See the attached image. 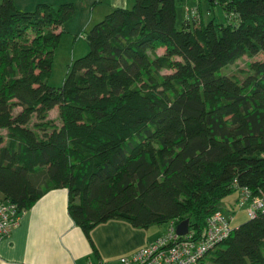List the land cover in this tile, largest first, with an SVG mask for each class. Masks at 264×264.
<instances>
[{"label":"trees","instance_id":"1","mask_svg":"<svg viewBox=\"0 0 264 264\" xmlns=\"http://www.w3.org/2000/svg\"><path fill=\"white\" fill-rule=\"evenodd\" d=\"M204 1L227 23L205 24L199 10L178 29L177 0L114 8L55 88L53 54L75 5L0 0V203L18 221L67 189L69 216L97 253L91 232L111 221L165 225V235L190 220L201 237L225 197L264 200V60L241 79L224 72L264 54V0ZM249 218L200 264H264V209Z\"/></svg>","mask_w":264,"mask_h":264},{"label":"crops","instance_id":"2","mask_svg":"<svg viewBox=\"0 0 264 264\" xmlns=\"http://www.w3.org/2000/svg\"><path fill=\"white\" fill-rule=\"evenodd\" d=\"M44 1L32 2L54 5ZM64 3L74 4L78 10L75 1ZM84 4L80 10L93 16L102 10L108 13L114 8H129L134 2L84 0ZM68 202V190L59 189L47 193L31 210L24 212L11 234L0 242V264H94L99 261L116 264L162 236L154 227L141 230L124 222L111 221L91 232V239L98 249L95 253L85 232L69 216Z\"/></svg>","mask_w":264,"mask_h":264},{"label":"rangeland","instance_id":"3","mask_svg":"<svg viewBox=\"0 0 264 264\" xmlns=\"http://www.w3.org/2000/svg\"><path fill=\"white\" fill-rule=\"evenodd\" d=\"M32 1L33 0H16V4L21 10L33 11L36 9L37 5ZM70 1L76 2L78 10L76 9L77 11L75 16L64 25V33L62 35L60 46L54 51L53 54L54 62L49 84L55 88H60L63 86L72 63L88 54L90 49L88 43L85 40L86 34L94 25L104 20L106 15L111 12L108 11V13H103L102 10L91 16L90 14H87L86 11L80 10L83 8V6H85L84 0H46L44 2H51L54 4L53 6L55 8H59L61 3ZM133 2L135 3V0H133ZM132 7L133 5H130L129 9ZM199 10L200 17H202V20L205 24H208L214 18L219 23H227L226 16L220 6H211L204 0H200V2L199 0H177V28L181 29L184 21L187 20V18L193 19V16H197L196 14ZM159 52L162 53V50H159ZM259 60H264V54H260L254 58L243 57L226 68L224 72L228 75H237L239 79H241L239 72L241 70L247 69V65L249 63ZM49 118L54 120L58 125L61 124L59 111L57 108L50 112ZM4 132L6 133V131ZM4 132L0 130V133L5 134ZM238 196V193L231 194L225 197L220 203V211L224 212L226 216H233L234 218L232 220V228H236L250 219L247 209L239 206ZM154 229H156L157 234L162 233L163 235L166 227L165 225L155 226ZM203 264H208V261Z\"/></svg>","mask_w":264,"mask_h":264},{"label":"built area","instance_id":"4","mask_svg":"<svg viewBox=\"0 0 264 264\" xmlns=\"http://www.w3.org/2000/svg\"><path fill=\"white\" fill-rule=\"evenodd\" d=\"M249 198V191L241 190L240 204L241 206L248 204V215L254 218L258 209H264V200L256 198L250 204L248 203ZM18 215L14 204L0 203V237L17 225ZM230 233L231 219L222 211L210 217L206 231L201 237H197L195 232L179 236L174 223H171L168 232L160 237L156 244L140 249L132 257L121 258L117 264H198Z\"/></svg>","mask_w":264,"mask_h":264},{"label":"water","instance_id":"5","mask_svg":"<svg viewBox=\"0 0 264 264\" xmlns=\"http://www.w3.org/2000/svg\"><path fill=\"white\" fill-rule=\"evenodd\" d=\"M190 229V220H186L177 227V234L180 236L187 235Z\"/></svg>","mask_w":264,"mask_h":264},{"label":"bare ground","instance_id":"6","mask_svg":"<svg viewBox=\"0 0 264 264\" xmlns=\"http://www.w3.org/2000/svg\"><path fill=\"white\" fill-rule=\"evenodd\" d=\"M238 204H239L240 207H244V206H241V204H240V198H239V200H238ZM229 218L231 219V229H232V218H231V217H229ZM13 229H14V228H12L8 233H6V234H4L3 236H1V237H0V242H1L4 238H6V237L9 236V235L11 234V232L13 231ZM189 232H192V231H190V229H189ZM189 232H188V233H189ZM176 233H177V230H176ZM165 234H166V233H165ZM177 235H178V234H177ZM163 236H164V235H163ZM179 236H180V235H179ZM184 236H186V235H184ZM156 242H157V241H156ZM156 242H154L153 244H151V245H149V246H153L154 244H156ZM149 246H146V247H149ZM143 248H145V247H143ZM141 249H142V248H141ZM214 249H215V248H214ZM212 250H213V249H212ZM210 251H211V250H210ZM206 255H207V254H206ZM206 255H205V256H206ZM205 256H204V258H205ZM204 258H203V259H204ZM203 259H202V260H203ZM202 260H201L198 264H200V263L202 262ZM103 264H105V263H103Z\"/></svg>","mask_w":264,"mask_h":264}]
</instances>
